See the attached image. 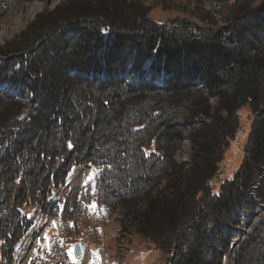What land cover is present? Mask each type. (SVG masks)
Listing matches in <instances>:
<instances>
[{"label": "trees", "instance_id": "1", "mask_svg": "<svg viewBox=\"0 0 264 264\" xmlns=\"http://www.w3.org/2000/svg\"><path fill=\"white\" fill-rule=\"evenodd\" d=\"M20 0H0V13ZM213 0L201 28L157 24L140 2L65 0L0 47V264L73 167L164 264H264V0ZM248 124L224 178L229 145ZM190 143L187 161L175 152ZM68 192L62 227L87 208ZM50 201V202H49ZM261 210H263L262 214ZM260 214L239 242L245 215ZM117 239L118 236H117Z\"/></svg>", "mask_w": 264, "mask_h": 264}, {"label": "rangeland", "instance_id": "2", "mask_svg": "<svg viewBox=\"0 0 264 264\" xmlns=\"http://www.w3.org/2000/svg\"><path fill=\"white\" fill-rule=\"evenodd\" d=\"M64 1L20 0L11 8L0 13V47L25 29L37 14L53 10ZM129 1L140 2L141 7L143 6L147 10V17L157 24H165L174 20H188L203 28L206 25L202 22L204 17L211 18L217 24V27L222 22L217 15L211 14V2L213 0ZM256 1L260 2L262 0ZM247 111L245 108L240 114L243 119V126H241L229 145V152L222 165L223 175L221 178L233 172L242 159V148L248 131V124L245 123ZM189 149L190 143L184 142L175 152L173 160L177 165L187 161ZM86 169L87 165L82 167V170L86 171ZM90 176V179H92V174ZM92 183L87 186L88 189L83 190L84 193H89V201L86 205L87 210L68 224L69 232L65 230L63 232L61 230L58 231L61 224H50L48 219L45 226H48L52 233L48 236L43 234L40 242L34 243L33 235L40 227L32 228L21 238L20 246L15 249L10 264H57L58 262L62 264H164V252L155 249L152 244L146 242L142 237L137 235L119 237L120 226L116 216L104 217L102 209L96 208ZM69 187L71 189L81 188L77 186L76 181L70 184ZM65 190H69V188L67 187ZM94 208L97 209L94 219L88 218L90 209ZM60 212L61 207L57 212L58 217ZM31 215L32 219H37L39 224L45 221L44 214L40 213L38 209H35ZM258 217L259 215L257 214L251 215L248 219L245 217V221H243V225L240 228L241 233L236 237L235 242L239 243L247 235ZM117 236L119 239H117ZM77 242H84L90 251L84 254L83 259L79 263H73L71 261L73 246ZM70 251L71 255L69 254ZM231 259V254L229 253L226 264H230Z\"/></svg>", "mask_w": 264, "mask_h": 264}, {"label": "crops", "instance_id": "3", "mask_svg": "<svg viewBox=\"0 0 264 264\" xmlns=\"http://www.w3.org/2000/svg\"><path fill=\"white\" fill-rule=\"evenodd\" d=\"M89 170L86 169V171L82 170V167H77L73 169L72 173L69 175V184H73L74 181L77 182V186H81L83 183L88 182L87 176H88ZM103 212V211H102ZM104 217L106 216L105 213H103ZM88 218H93L94 216L88 215Z\"/></svg>", "mask_w": 264, "mask_h": 264}, {"label": "water", "instance_id": "4", "mask_svg": "<svg viewBox=\"0 0 264 264\" xmlns=\"http://www.w3.org/2000/svg\"><path fill=\"white\" fill-rule=\"evenodd\" d=\"M84 250H85L84 244L82 242L77 243L74 246V255H75V257L80 258L83 255Z\"/></svg>", "mask_w": 264, "mask_h": 264}, {"label": "snow or ice", "instance_id": "5", "mask_svg": "<svg viewBox=\"0 0 264 264\" xmlns=\"http://www.w3.org/2000/svg\"><path fill=\"white\" fill-rule=\"evenodd\" d=\"M94 207V206H93ZM70 255H71V251H70V253H69Z\"/></svg>", "mask_w": 264, "mask_h": 264}]
</instances>
